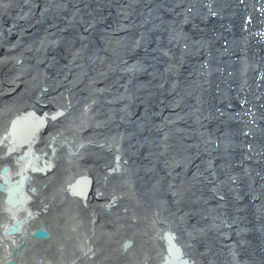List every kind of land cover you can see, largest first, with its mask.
Listing matches in <instances>:
<instances>
[{"label":"bare ground","instance_id":"6f19581e","mask_svg":"<svg viewBox=\"0 0 264 264\" xmlns=\"http://www.w3.org/2000/svg\"><path fill=\"white\" fill-rule=\"evenodd\" d=\"M0 45V240L65 222L69 264H264V0H0ZM235 93L241 135L222 99ZM221 133L250 158L229 149L221 165Z\"/></svg>","mask_w":264,"mask_h":264},{"label":"rangeland","instance_id":"374dc122","mask_svg":"<svg viewBox=\"0 0 264 264\" xmlns=\"http://www.w3.org/2000/svg\"><path fill=\"white\" fill-rule=\"evenodd\" d=\"M231 13H232L231 14V17H235V18H239L240 19L239 26H237V28H236L237 30L235 29L238 32V34H236V36L238 37V40H240L239 39V38H241L240 35L243 34V32H244V30L246 28V21L243 20L244 19V17H243L244 15H241L240 12L233 11ZM240 30L243 31L241 34L239 33ZM9 32L10 31H8V30L6 31V37L7 36H10L9 35ZM122 37H123V33H122ZM243 38H244V34H243ZM223 44L226 45L227 44V40H225ZM238 44L240 46L241 42H238ZM3 47L4 46L0 45V54L3 51ZM200 56H201V52L197 54V57H200ZM18 62L20 63L21 61L18 60ZM260 71L261 70H258L257 73H259ZM187 89L188 88L185 87V90H187ZM242 93L243 92L241 91V94ZM241 94L240 93H235L234 95H229V96H225V98H222L223 100H226V101L228 100V98H230L231 103H232L231 108L235 109V107L237 106L238 109H239L238 112H237V114L235 116H232V119L233 120L231 121V125H233V126L236 127V132L235 133L236 134L238 133L240 135L243 134L244 132L245 133L248 132L246 129L244 130L243 127L250 128L249 127V122L246 121V118L248 116L247 115V110H246L247 108L238 105L239 102H241ZM239 97H240V99H238ZM178 101L179 102L181 101V103H180L181 104V107H179V110L176 111V115H181V116L184 117L185 114H186V116H189V114H190L189 111L191 110L192 113H193V111L195 110V109H193V108L190 107L192 105L190 104L189 101L187 102V99L184 96H182V99H178ZM212 104L213 103H210L209 104L210 107L212 106ZM216 104H217V99H216ZM249 106L252 108L251 105H249ZM252 109L254 111H256L257 110V107L252 108ZM182 110L186 111L187 113H185L183 111L180 114L179 111H182ZM240 113H242V115H244V117H243L242 120L238 116ZM241 121H243V122L241 123ZM252 124L253 125H252L251 128L256 133L263 132L264 131L260 126H258V124H256V121H253L252 120ZM189 125L190 124H187L185 126L184 130H189V128L187 127ZM191 140H194V138H192ZM195 140H197V139H195ZM215 140H217V143L215 144L214 147H216V148L219 147L223 151V154H218V151L216 153H214V155H217L218 156L217 159L220 161V164L221 165L224 164V163H226V161H227V157L226 156L228 154V150L229 149H236L238 152L241 151L242 152L241 157L244 156V159L245 160L247 159V157L250 158L249 148L243 147L241 145V141H240L239 138L237 140L226 141L225 138H224V133H221V135H217V137L215 138ZM190 145L197 146L198 145V142L195 141L194 143H191ZM212 147L213 146H210L211 149H212ZM229 147H231V148H229ZM224 154L226 156H224ZM255 154H257V152ZM4 155H6V151H4V152H2V154H0V160H2V158L4 157ZM260 155H262V157L259 158L261 160L257 163V168H258L257 170L264 171V152H261ZM10 157L14 158L13 155H11ZM239 161H240L241 164H243V162L241 160H239ZM197 162H200L198 164L200 166L207 164L206 159L203 157V154L202 153L197 154L196 163ZM249 162H252V160H249ZM221 170L222 171H221L220 176L226 177L225 174L228 172V170L226 168L225 169H221ZM216 171L217 170H215V173H216ZM235 183L237 184L236 181L233 182V184H235ZM239 183H242V182H239ZM228 184H230V183H228ZM44 187L47 190L53 188V186L51 187V186H48L47 184ZM253 189H255V190L257 189L258 193L261 194V198L260 197L254 198L255 200H259V203L257 205H255V207L258 210V213L261 212L262 215H264V213L262 212V206L264 207V203L260 207L261 201L264 199V188L262 186V182H261L260 187H257V185H254ZM257 191H253L252 192V196L257 195ZM237 192H239V191H237ZM237 192L235 191V193H237ZM242 195L243 194L240 191L239 192V196H242ZM3 197H4V195L0 192V202H2ZM67 197L68 196L66 195L65 198H67ZM239 198H242V197H239ZM251 200H252V198H251ZM0 206H1V204H0ZM74 207H75V205H74ZM236 208H238V206ZM67 210L69 211L68 213H65L63 211V215L65 216V218H67V216L71 215L72 210L74 211L73 206L72 207H69V209H67ZM248 210H249V208L247 210L245 208H243L241 211L242 212H245L246 211V213H247V212H249ZM75 211H77V208H75ZM54 215L56 216L57 215V212H54ZM261 219H262V221H264V219L262 217H261ZM7 220H8V214H6V212L3 210L2 213H0V228L4 226L5 221H7ZM54 222H55V219H54L53 223ZM97 223L100 224V222H97ZM56 224H57V221H56ZM76 228H77V226L75 225V223L69 225L68 223L63 222V224L60 225L59 230H57L55 232L56 233V236L53 237L52 239H49V238H41V239H38V238H36L33 235L35 238H34V241L31 244H30V242L26 243L25 241H21V243L19 245H17L16 247L15 246L14 247H11V245L8 242L6 243V240H4V239L1 238V240H0V264H11V262H13V264H59V263L69 264L71 260H68V258H72V256L75 257V258H79L80 257L79 254H77V253H79L78 250H77L78 249L77 236H78V233L79 232L77 233L78 230L75 231ZM5 229H6V227L5 228L3 227V231H2L3 236L5 234ZM245 243H247V242H245ZM245 243H242V245H244ZM260 243H262V242H260ZM227 246H229V247L232 246L233 247L232 250H234V247L235 248L236 247H240L241 246V243L237 244L235 242V244H234V242H232V243H230ZM120 248H122L121 245H120L119 249ZM8 250L10 251L9 254H8V259H5L4 260L5 256H7L6 255V251H8ZM15 250L17 251V253H16ZM59 257H64V259L65 258H67V259L66 260H57ZM46 258H51V260H45ZM243 260H247V257L244 256L243 257ZM84 261L86 263H83V262H80V263L81 264H87V263H89V260H84ZM94 261L97 262V260H94ZM112 262H113V264H118L119 260H113Z\"/></svg>","mask_w":264,"mask_h":264},{"label":"water","instance_id":"95a60500","mask_svg":"<svg viewBox=\"0 0 264 264\" xmlns=\"http://www.w3.org/2000/svg\"><path fill=\"white\" fill-rule=\"evenodd\" d=\"M0 188H1V190H3L4 189V186L1 185ZM9 200L12 201L11 194H9ZM18 203H22V202L19 201V202L15 203V204H18ZM34 236L36 238H38V239H41V238H47L48 235H47V233L44 230H38V231L35 232ZM11 264H13V262H11Z\"/></svg>","mask_w":264,"mask_h":264}]
</instances>
